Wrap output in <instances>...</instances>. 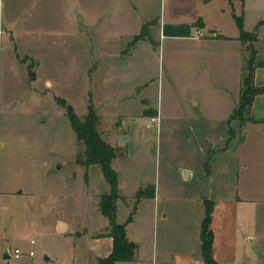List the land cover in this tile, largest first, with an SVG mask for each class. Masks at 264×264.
I'll return each instance as SVG.
<instances>
[{"label":"crops","instance_id":"1","mask_svg":"<svg viewBox=\"0 0 264 264\" xmlns=\"http://www.w3.org/2000/svg\"><path fill=\"white\" fill-rule=\"evenodd\" d=\"M151 3L152 0H119L113 12H149ZM168 4V14L163 11L154 24L159 39L168 37L177 42H190L193 49L189 57L207 66L211 75L223 78L220 100L212 105H208L193 87L188 96L189 106L193 108L187 116L188 122L202 125L204 130L205 126L213 124L226 126L234 123L235 127L230 126V131L232 137L236 136L233 150L237 163L233 167L228 164L205 165L201 155L199 165L184 164L180 170L183 178L196 176L200 179L206 190L181 191L176 184L179 179L177 168L166 170L167 167L159 164L148 171L125 165L127 152L106 136L100 127L104 114L93 102L101 137L119 148L111 161L117 173L119 195L114 201L115 220L125 222L126 236L135 243L132 259L120 260L117 264H205L200 232L208 203L212 206L209 228L215 264H264V149L254 147L252 155L257 158L250 174L242 164V153L237 148L248 137L249 131H252L253 141L264 139V91L254 94L240 117L234 116L242 80L248 71L251 47L254 49L253 82L264 87V0H168ZM236 16H240L243 29L255 35L253 40L239 38ZM147 17L139 16L134 30L128 32L122 27L115 36L120 39L130 36L129 44L134 42L133 51L135 46L149 43L152 34L147 24L154 17ZM197 29L203 35L195 36ZM142 30L146 31L143 35ZM122 50H117L113 56H121ZM28 56V60L25 57L20 59L27 69L29 89L40 96L42 90L37 83L41 81L42 57L39 54ZM16 59L19 60V56ZM43 80L51 86L48 77ZM50 86L47 88L51 95ZM146 88V85L140 86V90ZM132 94L122 91L111 99L116 107L111 114L115 124L119 118L136 121L147 114L150 120L152 116L159 118L158 109L149 108L147 98L136 101ZM61 98L69 103L65 97ZM131 100L138 103L139 111L125 110ZM184 116L177 118L182 120ZM227 151L228 144L221 147V152ZM77 156L78 153L73 158L76 165L73 176L76 177L78 172L84 182L88 170L98 162L84 164ZM139 190L143 193L137 196ZM109 191L106 179L88 201L67 195L62 182H50L42 196L22 187L0 190V199L11 196L25 203L22 209L17 208L9 216L0 215V264H99V259L107 256L113 248L109 219L100 208L101 195ZM181 200L199 203V216L179 217L177 205ZM130 213L131 219L127 220ZM11 241L13 248L8 246ZM14 248L20 250L17 257Z\"/></svg>","mask_w":264,"mask_h":264},{"label":"rangeland","instance_id":"2","mask_svg":"<svg viewBox=\"0 0 264 264\" xmlns=\"http://www.w3.org/2000/svg\"><path fill=\"white\" fill-rule=\"evenodd\" d=\"M117 1L0 0V190L22 187L42 196L50 182H62L67 195L88 201L105 181L98 163L88 170L84 182L78 172L73 176V158L77 153L85 156V145L77 140L67 102L61 97L81 118L88 104L99 105L104 114L100 127L109 140L127 152L125 165L148 171L159 164L166 170L177 168L176 184L181 191L206 190L200 179L183 178L180 170L184 164L199 165L201 155L205 165L233 167L237 163L233 150L236 136L230 131L234 123L213 124L204 130V126L188 122L193 109L188 96L193 87L212 105L220 100L223 78L211 75L207 66L189 57L193 49L190 42L159 39L154 24L163 11L168 14V0H152L149 12L115 13ZM139 16L154 17L147 24L152 38L133 51L134 42L129 44L132 38L120 39L115 32L122 27L134 30ZM145 32L142 30V35ZM120 49L124 51L121 56H113ZM30 54L42 57L41 81L37 83L40 96L29 89L27 69L20 59L28 60ZM45 77L51 86L44 83ZM141 85H146V90H140ZM122 91L133 93L136 101L147 98L148 107L158 109V120H150L147 114L136 121L119 118L115 124L111 114L116 107L111 99ZM128 106L125 110L129 112L140 110L135 100ZM180 115H185L182 120L177 118ZM247 136L237 148L251 174L257 158L252 151L264 149V139L253 141L252 131ZM227 144L229 151L221 152ZM10 197L0 199L3 217L25 206ZM200 211L201 205L195 201L181 200L177 205L179 217L199 216ZM13 245V241L8 243Z\"/></svg>","mask_w":264,"mask_h":264},{"label":"trees","instance_id":"3","mask_svg":"<svg viewBox=\"0 0 264 264\" xmlns=\"http://www.w3.org/2000/svg\"><path fill=\"white\" fill-rule=\"evenodd\" d=\"M236 20L240 27L239 38L241 40H253L255 35L243 29L240 16H236ZM253 54L254 49L251 47V54L247 61L248 71L243 77L239 94V103L235 109L236 117H240L243 114L254 94L264 91V87L257 86L253 82ZM65 105L70 123L75 130L76 138L77 140H81L85 145L84 158L78 155L77 159L84 164L93 162L100 163L104 177L110 185L109 193L101 195L100 208L109 219V233L113 238V248L107 256L99 259V264H117L120 260H130L133 257L135 243L128 240L126 236L125 222L120 223L115 220L114 201L119 195L117 188V173L112 167L111 161L117 154L119 148L113 146L101 137L96 127L98 115L92 103L88 104V110L84 118H81L69 103H65ZM142 193L143 191L139 190L137 196ZM211 208L212 206L210 203L206 204L200 232L202 257L205 264H215L211 255L212 232L209 228ZM129 219H131V213L128 215L127 220Z\"/></svg>","mask_w":264,"mask_h":264},{"label":"built area","instance_id":"4","mask_svg":"<svg viewBox=\"0 0 264 264\" xmlns=\"http://www.w3.org/2000/svg\"><path fill=\"white\" fill-rule=\"evenodd\" d=\"M201 35H203V32L200 29H197L195 31V36H201ZM157 119H158V117H156V116L151 117L152 121H155ZM19 253H20L19 248H14V256L17 257L19 255ZM30 253H32V251H30Z\"/></svg>","mask_w":264,"mask_h":264},{"label":"water","instance_id":"5","mask_svg":"<svg viewBox=\"0 0 264 264\" xmlns=\"http://www.w3.org/2000/svg\"><path fill=\"white\" fill-rule=\"evenodd\" d=\"M79 13V12H78ZM186 175H187V173H186Z\"/></svg>","mask_w":264,"mask_h":264}]
</instances>
